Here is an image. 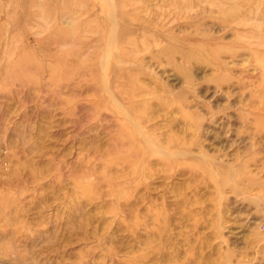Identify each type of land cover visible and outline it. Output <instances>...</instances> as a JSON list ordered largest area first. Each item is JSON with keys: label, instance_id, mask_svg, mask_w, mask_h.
I'll return each instance as SVG.
<instances>
[{"label": "rangeland", "instance_id": "obj_1", "mask_svg": "<svg viewBox=\"0 0 264 264\" xmlns=\"http://www.w3.org/2000/svg\"><path fill=\"white\" fill-rule=\"evenodd\" d=\"M0 264H264V0H0Z\"/></svg>", "mask_w": 264, "mask_h": 264}, {"label": "crops", "instance_id": "obj_2", "mask_svg": "<svg viewBox=\"0 0 264 264\" xmlns=\"http://www.w3.org/2000/svg\"><path fill=\"white\" fill-rule=\"evenodd\" d=\"M7 237H8V234H7Z\"/></svg>", "mask_w": 264, "mask_h": 264}]
</instances>
